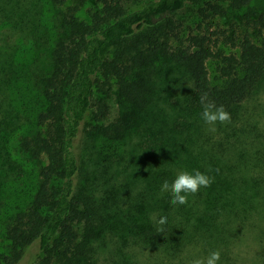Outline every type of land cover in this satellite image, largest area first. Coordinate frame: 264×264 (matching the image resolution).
<instances>
[{
  "label": "trees",
  "instance_id": "obj_1",
  "mask_svg": "<svg viewBox=\"0 0 264 264\" xmlns=\"http://www.w3.org/2000/svg\"><path fill=\"white\" fill-rule=\"evenodd\" d=\"M259 1L97 0L86 22V0H0V182L39 164L0 264H191L214 250L239 264L250 237L264 264V119L250 108L264 89ZM202 2L207 22L244 11L224 38L231 51L185 25ZM205 92L231 114L215 131L201 119ZM196 170L214 181L187 204L161 194ZM153 216L167 217L162 233Z\"/></svg>",
  "mask_w": 264,
  "mask_h": 264
},
{
  "label": "rangeland",
  "instance_id": "obj_2",
  "mask_svg": "<svg viewBox=\"0 0 264 264\" xmlns=\"http://www.w3.org/2000/svg\"><path fill=\"white\" fill-rule=\"evenodd\" d=\"M76 2L77 0H68V3L63 7V9L65 10L67 6H74ZM259 2H261V0ZM129 4L135 8L139 5V2L134 4V1H131ZM205 8H207V6L204 2H202L200 5L192 6L184 12L181 18L186 21L185 25L191 28H196L198 24H202V29L204 31L208 30L209 35H211L212 32L215 33L213 38L215 40H219L220 48L231 51L232 49L230 45L224 42V38L225 35H234L236 32L235 28H241L243 26L244 11H230L225 17L210 18L209 22H207L208 19L201 15L200 12L201 9L205 10ZM98 9H100V4L97 2V0H86V3L83 9L80 11L79 16L86 22H90L92 19V14ZM51 15L52 14L47 15L49 16L47 19H49ZM211 71H215V65L211 66ZM109 101H111V114L109 115L108 121L113 122L118 117V106L115 104V99L113 96ZM255 105L261 107L260 114L264 119V89L261 91L258 97L253 100L250 108H254ZM90 120L91 119L89 118V121ZM19 140H22V136L20 138L19 134H15V136H12L10 139V147L13 149L12 153H15ZM18 162H21V160H18ZM34 162L35 161L28 163L25 162V171L19 176L17 175L18 177L15 176L14 179L16 180L7 178L0 182V253L4 252L3 248L6 246L5 244L7 241L5 239V232L8 223L16 213L30 204L31 197L36 192L38 182V174L36 170L37 166L39 167V164H36V162L33 164ZM258 251V246L252 237H250L248 242L239 244L236 248V253L240 260L239 264H256L258 261ZM32 254L35 253L33 252ZM147 255L151 256L150 253H147ZM147 255L144 260L142 259V261L146 263L148 262ZM33 257L34 255H32V258Z\"/></svg>",
  "mask_w": 264,
  "mask_h": 264
},
{
  "label": "clouds",
  "instance_id": "obj_3",
  "mask_svg": "<svg viewBox=\"0 0 264 264\" xmlns=\"http://www.w3.org/2000/svg\"><path fill=\"white\" fill-rule=\"evenodd\" d=\"M199 103L202 106L201 119L209 126L210 131H215L216 124H227L231 122V114L223 105L217 106L215 101L211 100L208 94L202 93L199 98ZM214 177L196 170L194 174L188 171H180L171 184L165 180L161 185V194L168 192L171 194L170 203L173 205H185L188 203V196L194 195L203 188L210 187ZM156 223L157 231L163 232V226L167 224V217L160 216L158 219L152 217ZM221 259L220 250L211 251L206 258H197L192 260L191 264H219Z\"/></svg>",
  "mask_w": 264,
  "mask_h": 264
}]
</instances>
